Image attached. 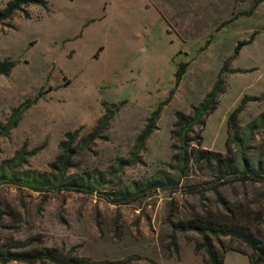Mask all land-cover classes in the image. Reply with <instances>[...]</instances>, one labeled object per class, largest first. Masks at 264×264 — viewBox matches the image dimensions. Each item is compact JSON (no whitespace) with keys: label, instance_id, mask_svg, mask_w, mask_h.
<instances>
[{"label":"rangeland","instance_id":"1","mask_svg":"<svg viewBox=\"0 0 264 264\" xmlns=\"http://www.w3.org/2000/svg\"><path fill=\"white\" fill-rule=\"evenodd\" d=\"M10 1L0 0V10ZM45 1V7L25 6L0 21V62H18L10 76L0 75V126L16 109L34 103L17 128L0 139V165L22 153L27 160L19 171L57 175L52 164L69 133H77L72 148L80 152L71 160L68 178L107 175L126 163L94 194L40 193L1 184L0 251L11 240L32 239L67 252L76 248V256L99 263L207 264L205 252L197 249L201 236L177 230L199 218L240 224L264 244L262 183L217 189L211 170L191 165L188 186L183 181L176 193L158 191L120 205L102 194L170 170L181 146L173 139L177 113L194 114L227 61L219 106L205 126L195 128L192 136L203 140L192 142L191 149L227 155L228 121L243 100L248 102L239 115L241 128L264 112V0ZM252 37L234 57L238 44ZM182 62L189 63L187 72L137 154L139 138L175 87ZM122 103L103 134L92 137L107 108ZM254 147L264 154V131ZM173 238L177 248L169 249ZM214 244L225 264H239L240 257L251 264L245 244L230 238Z\"/></svg>","mask_w":264,"mask_h":264},{"label":"trees","instance_id":"2","mask_svg":"<svg viewBox=\"0 0 264 264\" xmlns=\"http://www.w3.org/2000/svg\"><path fill=\"white\" fill-rule=\"evenodd\" d=\"M261 1H258L259 4ZM38 4L47 6L45 0H11L4 9L0 10V21L10 20L16 13L24 11L25 6ZM257 6V5H256ZM237 19V15L231 20L223 23L218 30L230 24ZM254 37L249 41H243L235 48L234 57H236L242 48L252 42ZM209 42L207 43V45ZM227 61L221 72L219 79L211 92L207 95L202 103L195 108L193 115H187L183 112L177 113V122L173 131V139H177L181 144L179 153L173 157V165H170L169 171H160L153 177L142 182H133L117 192H103L106 200L113 204H131L137 202L155 192L176 193L183 186H188L187 171L189 166L194 165L199 170L209 169L215 175L217 189L223 186L236 183H262L264 184V154H257L254 150V144L264 131V112L255 120L249 123L245 128L239 125V115L247 104V98L243 100L242 105L237 108L229 118V139L227 141L228 154L216 153L209 150H192V142L202 143V136L195 134V128L205 126V118L217 110L219 106V97L225 91V81L222 76L230 65ZM18 62L15 60H6L0 62V75L10 76L16 68ZM189 63H180L176 72V85L170 91L168 98L163 101L158 109L152 113L146 130L142 133L138 141L137 154L145 147L146 141L157 129V122L163 112L165 106L169 105L175 96V93L183 80ZM258 100V99H255ZM32 101L16 109L8 121L6 126H0V139L9 135V133L17 128L22 115L33 105ZM121 105L112 104L99 125L94 130L92 137L99 138L115 114L120 110ZM104 106L108 107L107 103ZM77 133L67 134L69 141L61 143L63 153L57 159V163L52 167L59 169V174L49 175L40 174L35 171H19L20 166L26 162L25 154H20L17 160L8 161L0 165V185L10 184L20 188H26L34 192L60 193L62 191L78 192L85 194H94L108 184L109 180L116 177L120 170L125 166V161H121L117 169H113L107 175L96 174L87 177L68 178L67 172L70 167L71 160L79 150L75 151L72 144L76 139ZM194 138V139H193ZM234 146L235 153L232 154ZM83 149V146L79 148ZM176 145L173 150H176ZM41 149L37 148L31 152L36 155ZM252 153V154H250ZM183 181L186 183L182 186ZM182 186V187H181ZM179 231L193 230L201 236V243L198 251H204L207 256V264H225L224 255L220 254L215 248V240L221 241L222 238H230L245 244L251 251L249 256L251 264H264V244L262 240L254 236V234L240 224L234 222H216L210 219L191 220L187 223L179 225ZM170 248H177L175 238L171 242ZM76 248H72L68 252L65 249L55 247H44L37 245L32 239L28 240H11L3 251H0V262L9 264L10 262H20L24 264H120V263H99L90 259L80 258L75 254ZM150 263L155 264L149 260Z\"/></svg>","mask_w":264,"mask_h":264},{"label":"crops","instance_id":"3","mask_svg":"<svg viewBox=\"0 0 264 264\" xmlns=\"http://www.w3.org/2000/svg\"><path fill=\"white\" fill-rule=\"evenodd\" d=\"M238 263L239 264H248V262L244 259V257H240L239 259H238Z\"/></svg>","mask_w":264,"mask_h":264}]
</instances>
